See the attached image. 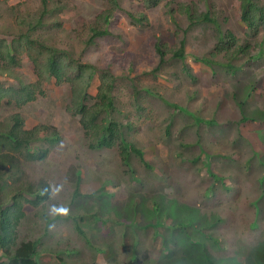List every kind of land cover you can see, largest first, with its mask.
I'll list each match as a JSON object with an SVG mask.
<instances>
[{"label": "rangeland", "instance_id": "obj_1", "mask_svg": "<svg viewBox=\"0 0 264 264\" xmlns=\"http://www.w3.org/2000/svg\"><path fill=\"white\" fill-rule=\"evenodd\" d=\"M118 1L114 33L87 44L110 0H48L42 19L41 0H0V37L28 30L33 36L32 43L21 39L14 71L37 86L36 98L22 106L1 101L0 121L20 113L26 128L46 124L59 135L32 143L31 152L48 150L44 159L12 151L18 166L0 171L7 180L0 200L40 180L52 188L49 200L25 203L17 241L39 240L41 264H264V53L255 43L264 30L252 40L233 0H163L153 7ZM180 4L211 11L254 47L234 60L215 54V26L204 22L188 33L184 58L168 53L161 64L155 42L176 50L189 24ZM125 11L145 12L149 21L134 24ZM44 44L114 72V115L152 170L138 165L135 153L136 173L119 148L91 146L80 115L67 110L70 84L39 79L34 59H45ZM10 64L0 56V67ZM0 85L19 88L8 75H0ZM158 176L171 183L159 187Z\"/></svg>", "mask_w": 264, "mask_h": 264}, {"label": "trees", "instance_id": "obj_2", "mask_svg": "<svg viewBox=\"0 0 264 264\" xmlns=\"http://www.w3.org/2000/svg\"><path fill=\"white\" fill-rule=\"evenodd\" d=\"M110 1L111 7L103 11L99 15V20H97L96 24L90 28L91 34H89L90 37L87 39V44H92L96 39H103L114 33L109 26L111 20L120 15L117 11H121L122 7L118 0ZM161 1L163 0H144V3L146 7H153L157 6ZM233 1L237 12L242 15V20L246 22L252 32L251 39H259L260 31L264 30V4H259L253 0ZM41 4L43 5V10L39 16L40 19L48 12V0H41ZM179 11L187 15L189 24L184 28V37H182L180 46L176 50L168 47L167 44L159 41L155 42V51L160 55L161 64L165 61L168 53L174 52L175 57L184 58L188 33L194 26L204 22H209L215 26L216 35L214 38L217 40L215 46L217 53L215 52V54L224 52L226 58L234 60L238 57L236 55L237 52L248 53L254 47L252 40H245L240 43L237 39L238 37L232 31L224 29L217 16L211 11L199 13L195 11V6L191 7L186 4H180ZM123 15L131 19L134 24L144 25L149 21V17L145 12L125 11ZM30 38H33L30 30L24 31L23 35L13 39L5 36L0 37V56L7 63H12L8 66L0 67V75L11 76L19 82V88L0 85V102L8 97L10 98L9 100H13L18 106H22L36 98V84H24L14 71L16 64L14 53L15 51L18 52L20 47H22L20 46L21 39L30 41ZM255 43L261 46L260 55H262L264 53L262 47L264 40H256ZM87 47H90V45ZM44 48L45 59L39 60L36 57L34 59L39 79L42 81L55 78L58 83L68 82L70 84L71 98L69 103H67V110L75 115H80V121L87 138L92 141L91 146L93 148H119L122 161L128 165L132 172L136 173V168L132 169L130 162L131 154L135 153L140 158L141 164L138 165H143L147 170H152L153 166L145 159L144 152L135 144L125 140L123 136V128L125 126L114 115L116 111L119 112L114 91L115 82L118 78L114 72L108 68L99 67L90 61H82L66 48H61L54 44H44ZM233 48L235 49L234 51L231 50ZM98 73L101 74L100 83L96 96L92 97L89 89L95 75ZM89 98H94V102H90ZM166 102L172 106H177L168 101ZM179 108L182 109L181 107ZM126 127L130 128L131 126L128 124ZM49 136L52 138L59 136L56 128L46 124H38L28 129L25 127V118L20 113L12 114L6 122L0 121V171L7 163H10V168L12 169L18 166V158L13 152L25 153L30 159H44L48 150H40L41 152L34 153L31 152V146L32 143L36 144L40 139H48ZM182 145L187 146L185 143ZM20 176L16 180H20ZM158 177L161 184H158L159 187H167L168 183H171L165 177ZM6 185L5 173L1 174L0 172V194ZM51 192V184L45 180H40L37 184L30 183L19 187L17 190L14 189L9 198L0 200V264H41L40 256L42 251L37 248L39 240H22L18 242L17 230L21 219L25 215V203L39 205L50 199ZM75 194H78V190H76ZM28 195L32 198H29ZM3 257L6 260H3Z\"/></svg>", "mask_w": 264, "mask_h": 264}]
</instances>
